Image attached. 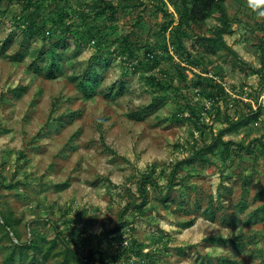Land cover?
<instances>
[{
	"label": "rangeland",
	"instance_id": "1",
	"mask_svg": "<svg viewBox=\"0 0 264 264\" xmlns=\"http://www.w3.org/2000/svg\"><path fill=\"white\" fill-rule=\"evenodd\" d=\"M102 1L118 9L112 22ZM181 1L0 0V264H264V22L223 0L229 48L209 55L218 12L180 26ZM58 2L56 34L24 37L37 9L51 27ZM55 44L62 70L48 79ZM226 118L252 121L223 137L227 160L184 165L169 191L170 171Z\"/></svg>",
	"mask_w": 264,
	"mask_h": 264
},
{
	"label": "trees",
	"instance_id": "2",
	"mask_svg": "<svg viewBox=\"0 0 264 264\" xmlns=\"http://www.w3.org/2000/svg\"><path fill=\"white\" fill-rule=\"evenodd\" d=\"M58 1V0H57ZM188 3H190V7H188ZM58 4V5H57ZM55 6L56 8V15L52 16L50 18V24L51 27L48 29V23L49 21H47L46 18L42 17V15L39 13V9H37V11L35 12L36 14L34 15V18L32 19L33 22L31 25L27 26L26 29H24L22 31L23 36L25 37L26 35H28V37H36L38 35H42V36H48V37H52L56 34L58 28L60 26H62L64 24L65 21V16H64V9L60 8V3L58 2ZM181 6L183 7V9L179 12V18H178V23L180 26H182L183 24H187L189 23V21H195L197 18H203L205 16L209 15V11H216L218 12L220 18V22H221V27L217 28L214 31V37L213 38H204L203 39V47L205 49V51L209 54V55H215L219 50L223 49V48H229L228 45L226 44V42L224 41V34L227 33L229 31V19H228V15H227V11H226V7L223 5V0H190V2H187V0H182L181 1ZM100 8L98 14V17H105L107 20H110L111 22L116 18L117 14H118V9L115 8V6L112 4L111 1L109 2H104L102 1V4H100L98 6ZM208 11V12H207ZM37 20L40 21L39 26H36ZM172 21H170L171 23ZM81 38L83 39V41H86L87 43H89L90 41H93V39H95L94 36H92V34L88 33H83V35H81ZM61 41V40H60ZM61 42H59L60 44ZM58 44V45H59ZM25 45V44H23ZM57 44L54 45L53 48V52L54 54L51 57V64L49 65V69L46 72V77L48 79H52V78H57L58 74L61 72L62 67H60L59 65V59L61 60L63 58V54H58L56 53V46H58ZM127 45V46H126ZM126 48L125 50L128 51L129 53V58H132L133 55H135V51H134V47L132 44H129L126 41ZM5 48H7V44L5 46ZM4 48V49H5ZM46 53H44V51H42L41 56L43 57ZM41 57V58H42ZM99 59L94 57V66L97 67H92L90 65L89 70L86 71V73L84 74L82 80H81V84H79V88L80 91L83 92L85 95L87 96H91L89 93V91L93 92L94 91V87L99 84L100 81V74L99 72H96L95 69H97L99 67ZM207 81V79H205L202 76H199V79L197 80V82L195 84H193L195 87L197 86H202L203 83ZM209 87H211V89L214 90L213 95H215V99L216 101L219 99V96L221 94H223V90L220 86H218L217 84H212ZM123 88V85L120 86L119 88V93H121ZM219 95V96H218ZM219 101V100H218ZM153 105L156 104V102L152 103ZM152 106H150L149 108H151ZM256 113V112H255ZM253 113L250 116H254L253 118L255 120V118H257V115ZM71 117V116H70ZM68 116V118H70ZM249 117V116H248ZM71 119V118H70ZM227 122H229L228 127H226V129L221 130L218 135L214 138L213 141H211V143L209 145H207L204 148H199L194 155L191 158L185 159L181 162H178L174 169H172L170 171V174L168 176V190H172V187L177 186V174L178 171L184 166V165H188V166H192L195 163H204L206 161H208V156L214 153H217L219 150L221 152V158L223 160H227V158L230 156V154L232 153V146H234L232 144V142L230 140L224 141L223 137L226 135V133H235L237 132L239 129H242L244 127H247L249 124L252 123V121H250L249 119H240L237 120L235 122L230 121L228 118H226ZM239 148H241L240 145H238ZM244 150L248 151V147L247 148H243ZM149 184V186H151L155 191H157V184L154 180H152V178L149 176H141L140 179V185L141 188L144 187L146 188L147 185ZM145 196H143L142 202H141V206L143 204H145ZM170 199L169 195H166L165 198L163 200H167ZM197 202V201H196ZM198 203V202H197ZM211 204V203H210ZM140 206V207H141ZM139 208V207H138ZM207 211L204 212L205 215H207V217H209L210 219L213 218L214 216V209L208 205L207 207ZM221 209V207H220ZM220 211V210H219ZM235 222H230V224L233 226ZM4 224L8 227L9 230H11V226L9 224V222L4 221ZM14 238L17 240V238L14 236ZM226 243V240H225ZM233 243L236 245V247H244L242 244L233 241ZM15 246H23L21 245L20 240H17V244H15Z\"/></svg>",
	"mask_w": 264,
	"mask_h": 264
},
{
	"label": "clouds",
	"instance_id": "3",
	"mask_svg": "<svg viewBox=\"0 0 264 264\" xmlns=\"http://www.w3.org/2000/svg\"><path fill=\"white\" fill-rule=\"evenodd\" d=\"M246 3L256 19L264 22V0H246Z\"/></svg>",
	"mask_w": 264,
	"mask_h": 264
},
{
	"label": "built area",
	"instance_id": "4",
	"mask_svg": "<svg viewBox=\"0 0 264 264\" xmlns=\"http://www.w3.org/2000/svg\"><path fill=\"white\" fill-rule=\"evenodd\" d=\"M128 245V242H124V246H127Z\"/></svg>",
	"mask_w": 264,
	"mask_h": 264
}]
</instances>
